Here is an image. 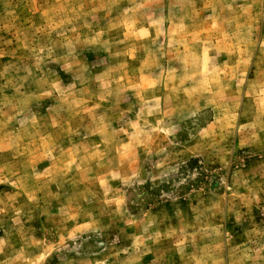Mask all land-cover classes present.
<instances>
[{
    "label": "rangeland",
    "instance_id": "374dc122",
    "mask_svg": "<svg viewBox=\"0 0 264 264\" xmlns=\"http://www.w3.org/2000/svg\"><path fill=\"white\" fill-rule=\"evenodd\" d=\"M0 264H264V0H0Z\"/></svg>",
    "mask_w": 264,
    "mask_h": 264
}]
</instances>
